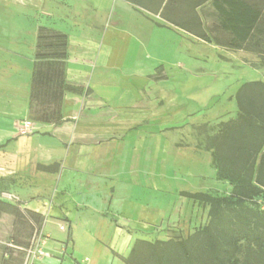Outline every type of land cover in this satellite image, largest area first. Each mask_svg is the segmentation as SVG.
I'll return each instance as SVG.
<instances>
[{"label": "crops", "instance_id": "crops-1", "mask_svg": "<svg viewBox=\"0 0 264 264\" xmlns=\"http://www.w3.org/2000/svg\"><path fill=\"white\" fill-rule=\"evenodd\" d=\"M127 1L171 26L153 23L144 39L114 18L119 0H0V201L40 215L46 238L47 254L25 264H126L112 253L132 237L117 223L147 228L165 216L133 191L167 189L174 138L207 123L204 32L193 30L203 24ZM51 31L67 36L64 58L37 56ZM54 60L64 62L62 121H35L36 65ZM229 119L208 123L204 150L180 146L196 162L189 173L217 178L210 144Z\"/></svg>", "mask_w": 264, "mask_h": 264}, {"label": "trees", "instance_id": "trees-1", "mask_svg": "<svg viewBox=\"0 0 264 264\" xmlns=\"http://www.w3.org/2000/svg\"><path fill=\"white\" fill-rule=\"evenodd\" d=\"M214 5L220 28L229 35V41L220 45L236 49L259 46L252 40L264 32V11L260 7L247 0H214ZM51 33L40 34L37 56L64 58L67 36L58 31ZM203 39L208 41L205 33ZM66 88L63 61L39 62L34 72L30 118L60 123ZM235 98L237 116L218 124V133L210 144L217 178L231 185L229 197L182 191L183 196L214 205V218L187 237L140 241L129 256L122 258L126 264H264V231L259 229L260 224L264 225V216L261 222L251 225L247 218L233 221L222 214L223 207H241L246 202L264 206V81L244 82ZM30 215L37 221L40 218L34 212ZM239 254L244 255L242 263Z\"/></svg>", "mask_w": 264, "mask_h": 264}, {"label": "rangeland", "instance_id": "rangeland-1", "mask_svg": "<svg viewBox=\"0 0 264 264\" xmlns=\"http://www.w3.org/2000/svg\"><path fill=\"white\" fill-rule=\"evenodd\" d=\"M139 1L152 11L163 7L161 16L175 22L193 21L198 22L199 25L203 24V28L199 26V28L194 27L193 30L203 31L208 37L203 48L205 52L204 81L208 93L204 107V120L207 123L194 126L192 132L188 134L183 133L181 136L178 133L174 138L176 143L173 148L172 184L167 189L148 187L133 191L135 198L144 202H152L165 209V216L161 222L151 224L147 228L122 222L117 223L125 233L132 237L124 254L113 251V256L118 259L129 256L131 249L140 241L154 242L187 237L195 229L208 224L214 218V205L193 200L180 193L182 191H203L212 195L229 197L231 186L227 181L214 178L208 172V168L203 175L189 173V169H196V162L191 163L190 156L181 152L180 146L187 144L196 152L204 150L212 137V127H208V123H216L219 120L236 116L238 109L234 96L237 88L246 80L264 81V32L257 33L253 37V43L258 42L259 46L236 49L220 45V43L225 44L229 41V35L220 28V16L214 0ZM247 1L264 11V0ZM117 5L114 18L126 28L141 34L144 39L153 23L171 26L157 15L130 1L119 0ZM97 34L93 36L96 38ZM3 188L4 184H0L1 196ZM9 204V202L0 201V264H25L28 256L27 249L32 244L34 232L39 229L42 231L43 218L40 217L37 221L36 217H32L29 212L16 205L17 208L14 209ZM11 205L14 206V204ZM222 214L226 219L233 221L247 218L253 225L262 221L264 206L261 207L260 203L246 202L241 207H223ZM259 229L264 231V225L260 224ZM140 250L143 251L144 248ZM238 257L242 263L244 255L239 254ZM103 264L121 263L105 259Z\"/></svg>", "mask_w": 264, "mask_h": 264}, {"label": "built area", "instance_id": "built-area-1", "mask_svg": "<svg viewBox=\"0 0 264 264\" xmlns=\"http://www.w3.org/2000/svg\"><path fill=\"white\" fill-rule=\"evenodd\" d=\"M31 126H32V122L30 120H25L22 124V132H26L31 128ZM62 228H64V226H62ZM45 244H46L45 236L43 235V233H39L37 231L35 233L31 246L29 247V249H27L28 263H30V259L33 260L34 258L42 257L47 254V252L44 250Z\"/></svg>", "mask_w": 264, "mask_h": 264}]
</instances>
